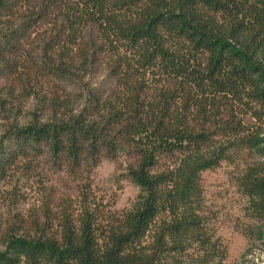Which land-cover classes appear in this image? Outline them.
I'll return each instance as SVG.
<instances>
[{
    "label": "trees",
    "instance_id": "1",
    "mask_svg": "<svg viewBox=\"0 0 264 264\" xmlns=\"http://www.w3.org/2000/svg\"><path fill=\"white\" fill-rule=\"evenodd\" d=\"M1 68L20 91L0 99V174L49 154L88 203L0 237V264H224L201 182L224 162L261 240L264 0H0ZM103 158L139 190L129 207L94 202Z\"/></svg>",
    "mask_w": 264,
    "mask_h": 264
},
{
    "label": "rangeland",
    "instance_id": "2",
    "mask_svg": "<svg viewBox=\"0 0 264 264\" xmlns=\"http://www.w3.org/2000/svg\"><path fill=\"white\" fill-rule=\"evenodd\" d=\"M11 77L5 68L0 69V99L8 97L3 92L4 88L13 86L16 91L20 89L17 87L19 84L12 83ZM92 77L96 85L108 87L112 84L102 63L97 65ZM18 95L22 99L24 93ZM7 115L0 110V136ZM36 159L41 165L38 168L34 166L29 174L22 166L12 172L7 169L6 175L0 174V237L9 231L19 234L33 231L35 223L42 222L47 216L56 228L62 212L66 210L77 218L83 205L88 203L84 201L79 205L82 197H79L82 195L80 188L87 180L75 179L67 165L55 164L49 154L42 153ZM243 168L241 163L224 162L218 168L203 173L201 182L205 201L212 226L227 252L224 264H264V223L260 224L263 227L261 240H253L248 233L253 221L247 211V198L238 184ZM122 173L120 161L103 158L89 179L91 192L96 196L94 202H100L104 211L129 207L139 193L133 184L122 178Z\"/></svg>",
    "mask_w": 264,
    "mask_h": 264
}]
</instances>
